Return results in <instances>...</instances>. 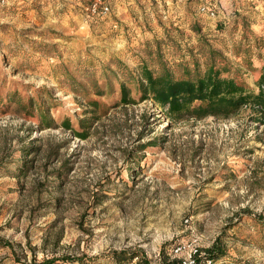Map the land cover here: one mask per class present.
<instances>
[{"label":"rangeland","instance_id":"obj_1","mask_svg":"<svg viewBox=\"0 0 264 264\" xmlns=\"http://www.w3.org/2000/svg\"><path fill=\"white\" fill-rule=\"evenodd\" d=\"M93 1L0 8V264H159L216 241L211 264H264L254 109L171 121L149 100L112 108L121 82L138 97L142 65L194 78L214 64L257 91L264 0ZM90 100L106 114L82 139Z\"/></svg>","mask_w":264,"mask_h":264},{"label":"trees","instance_id":"obj_2","mask_svg":"<svg viewBox=\"0 0 264 264\" xmlns=\"http://www.w3.org/2000/svg\"><path fill=\"white\" fill-rule=\"evenodd\" d=\"M138 71L136 81L138 97L131 96L129 86L125 82H121L120 98L112 105V108L149 100L159 107L168 119L178 121L184 118L201 119L207 116L228 118L235 115L243 107L250 106L256 113L254 121L264 123V65L256 81L257 91L247 86L243 81H238L230 76H223L221 69L214 64L208 65L202 73L197 74L194 78L173 77L169 72L156 74L146 65L140 66ZM89 105L91 108L85 113H90V115L80 118L78 120L80 129L74 131V134L82 139L89 136V128L94 121L106 114V109L102 112L97 101L90 100ZM44 115L47 119L48 115ZM69 125V120L64 119L62 126L69 128ZM151 143L152 141L149 140L136 146V151L130 153V158L127 155L126 160L129 161L134 154L139 153L140 147H145ZM27 169V160L24 159L18 175H22ZM127 254V261L139 256L137 252H127ZM221 255L216 241L206 249L204 257L214 262ZM43 263L51 264L52 261L45 259ZM159 264H180V260L163 256Z\"/></svg>","mask_w":264,"mask_h":264},{"label":"built area","instance_id":"obj_3","mask_svg":"<svg viewBox=\"0 0 264 264\" xmlns=\"http://www.w3.org/2000/svg\"><path fill=\"white\" fill-rule=\"evenodd\" d=\"M10 0H0V8L8 5ZM102 7L104 11L108 10V5L104 2V0H94L92 2V9L95 10L97 6ZM182 251L181 246H176L174 252ZM196 248H190L184 256L180 259V264H211V259L204 257L203 254H199Z\"/></svg>","mask_w":264,"mask_h":264}]
</instances>
